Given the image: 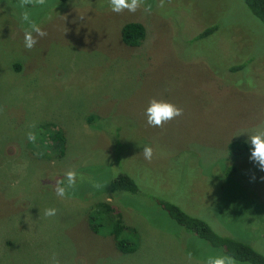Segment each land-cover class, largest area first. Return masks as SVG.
Listing matches in <instances>:
<instances>
[{
    "label": "rangeland",
    "instance_id": "374dc122",
    "mask_svg": "<svg viewBox=\"0 0 264 264\" xmlns=\"http://www.w3.org/2000/svg\"><path fill=\"white\" fill-rule=\"evenodd\" d=\"M145 4L150 13H115L109 0L26 9L0 0V264H49L53 253L60 264H206L224 255L169 218L157 198L264 254V171L250 161L248 142L264 122V18L244 0ZM25 10L47 32L30 50ZM128 22L145 27L139 45L122 41ZM153 98L183 114L149 126ZM56 132L63 144L52 140ZM69 170L76 186L60 198L55 184ZM118 173L139 192L109 194ZM100 201L134 230V252H119L102 225L91 230ZM49 208L55 216H45Z\"/></svg>",
    "mask_w": 264,
    "mask_h": 264
},
{
    "label": "trees",
    "instance_id": "16d2710c",
    "mask_svg": "<svg viewBox=\"0 0 264 264\" xmlns=\"http://www.w3.org/2000/svg\"><path fill=\"white\" fill-rule=\"evenodd\" d=\"M248 6L259 16L264 18V0H244ZM215 29V26L204 29L199 36H206ZM145 27L139 22L125 23L121 28L122 41L131 46L139 45L145 38ZM236 69L232 67L231 70ZM88 120L91 122L93 116H90ZM52 140L56 141V144H63L64 137L59 132H56L52 137ZM237 146V142L234 141L230 144V147ZM140 187L135 180L126 173H118L111 181L109 194L113 193H130L136 194L139 192ZM118 197L117 194H114ZM120 198V197H119ZM120 200L124 202L123 199ZM157 204L167 213L169 218L174 220L178 225L184 227L186 230L193 233L196 237L205 240L209 245L214 248L221 249L224 255H228L234 258V260L240 262H247L249 264H264V254L253 248L245 240L235 239L226 235L218 234L215 232L203 219L192 216L182 210L179 206L166 201L163 198L155 199ZM92 210L93 215L89 218V226L93 232H99V226L105 229V231L112 237L116 248L121 253H132L137 249L138 240L134 237V230L127 232L128 227L123 222V218L119 212H116L110 203L105 201L97 202ZM95 218H99V223H94Z\"/></svg>",
    "mask_w": 264,
    "mask_h": 264
},
{
    "label": "clouds",
    "instance_id": "9594fccd",
    "mask_svg": "<svg viewBox=\"0 0 264 264\" xmlns=\"http://www.w3.org/2000/svg\"><path fill=\"white\" fill-rule=\"evenodd\" d=\"M46 0H20V7L25 8L28 5H45ZM111 11L115 13H122L125 10L131 13H135L138 9L143 7L147 13L151 12V5H146L145 0H109ZM160 7L164 6V0H160ZM22 22L27 23L28 27L24 30V44L26 49H32L37 43V37H44L47 32L44 31L34 20L31 19L27 10L22 11L20 14ZM183 114V109L177 107L175 104L153 98L149 102V106L146 109L147 123L151 127L162 128L164 124L175 119ZM30 129L35 127V124L28 126ZM249 134V133H248ZM27 139L29 142L35 143L36 135L33 131H28ZM248 142H250V161L254 162L260 171H264V122L256 125L249 134ZM143 156L146 160L151 162L153 157V149L151 146L143 147ZM255 180V176L252 177ZM264 180V177H261ZM66 181V184H65ZM77 182V173L73 170H69L65 173L64 179L56 181L55 193L58 197L64 198L68 194V190L74 188ZM96 188L103 187L100 184L93 185ZM57 210L55 208H49L45 210V216L51 217L56 215ZM190 259V257H189ZM49 264H60L56 254L50 258ZM206 264H236L233 257L228 255H210Z\"/></svg>",
    "mask_w": 264,
    "mask_h": 264
}]
</instances>
